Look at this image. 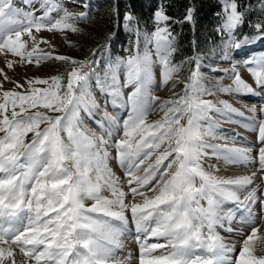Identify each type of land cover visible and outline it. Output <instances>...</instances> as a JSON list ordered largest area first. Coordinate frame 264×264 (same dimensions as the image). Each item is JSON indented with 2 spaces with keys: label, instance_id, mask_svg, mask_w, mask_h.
Instances as JSON below:
<instances>
[{
  "label": "snow or ice",
  "instance_id": "6c2138e0",
  "mask_svg": "<svg viewBox=\"0 0 264 264\" xmlns=\"http://www.w3.org/2000/svg\"><path fill=\"white\" fill-rule=\"evenodd\" d=\"M49 10L53 9H46L40 17L25 13L23 19H17L11 0H0V53L10 52L20 57L21 62L27 59L31 63L38 44L33 30L79 32L76 24L85 19L84 13L77 15L65 9L62 15L52 19ZM192 13L193 9L189 8L185 19L191 21ZM217 15L220 17L217 31L224 38V58L230 49L237 50V55L245 57L241 62L245 63L254 83L264 89V56H256L248 48L254 40L264 41V22L251 25L254 35L240 38L238 30L245 23V12L239 10L237 0H221V12ZM124 20L128 28L133 16L126 14ZM169 20L163 10H157L154 29L143 37L144 50L140 49L137 29L136 43L129 49L128 57L110 66L113 83L109 94L113 104L121 103L128 108L114 144L116 159L124 170L132 199L139 196L143 198L141 202H125L128 193L123 191L119 178L107 164L109 153L103 147L106 142L99 138L98 145L97 139L82 131L78 123V107L83 103L87 108L86 99L95 106V101L88 97V83L92 66L98 60L77 61L50 54L37 56V64L42 59H54L70 63L72 67L66 76H53L50 81H28V94L2 91L0 264L9 260L16 264L12 259L14 247L26 258L24 264L30 261L34 264H123L115 258V253L121 246L119 237L129 219L138 233L145 234V240L164 238L166 241L142 243L139 264H264V255L256 254L258 249L264 251V234L258 236L259 227H252L250 234L243 238L234 259L235 245L224 243L215 230L223 219L219 214L221 205L225 201L242 204L238 193L252 184V178L225 179L205 171L202 166V159L208 154L205 149H211L213 156L226 163L247 161L246 151L240 148L205 143L206 138H216L211 114L238 110L226 101L216 103L203 99L215 93L203 86L197 64L183 93L159 103L162 118L148 120L159 97L152 93L153 62L147 45L155 49L163 84L180 69L171 59L175 48ZM25 34L32 41L31 51L26 50L27 40H22ZM92 54L95 56L96 51ZM8 67H12L11 62ZM121 68L125 77L122 86L115 78V72ZM33 84L47 87H32ZM122 88L130 89L126 99ZM216 91L254 94L253 87L239 73L234 74L231 86ZM250 111L255 113L256 109ZM260 111L264 113V106ZM258 139L262 145L258 162L264 174V119L258 120ZM153 157V162L141 167ZM105 190L111 193V198L102 195ZM148 192L154 195L149 196ZM255 199L250 189L245 192V200L254 202ZM85 200L93 201L92 205L86 207ZM260 202L264 204V199ZM157 249L165 251L154 255Z\"/></svg>",
  "mask_w": 264,
  "mask_h": 264
},
{
  "label": "rangeland",
  "instance_id": "374dc122",
  "mask_svg": "<svg viewBox=\"0 0 264 264\" xmlns=\"http://www.w3.org/2000/svg\"><path fill=\"white\" fill-rule=\"evenodd\" d=\"M11 5L12 11L16 14L17 19H23V14L25 13H31L35 17H40L44 14L46 9H53L48 12L49 17L52 19L62 15L65 9L77 15L84 13L85 19L76 24V27L79 29L78 33H72L68 30L64 32L41 30L37 33L33 30L32 34L36 37L38 44L36 46V51L33 52L31 63H29L27 59L21 62L20 57L14 56L10 52L0 53V73H2L0 74V84L3 85V87L0 88V95H2V91L4 90H15L21 94H28V89L30 87L28 81L37 79H47L50 81L53 76H66V73L72 67L70 63L56 61L54 59H42L40 63L37 64V56L44 57L50 54L52 57L63 55L77 61L98 60L99 63L92 66L93 70L89 74L88 83V97L94 100L97 96V99L95 98L94 100L95 106H93L90 100L86 99L85 103L87 104V108L85 104L82 103L77 109L78 123L82 131L97 139L98 145L100 142L99 138H103L106 142L103 147L109 153L107 164L114 175L119 178V184L123 191L128 193L125 202H141L143 199L142 197L138 196L135 200L132 199L127 178L125 177L124 170L118 164L116 159L117 153L114 147L117 135L122 131L123 120L127 117L128 108L121 103L113 104L112 96L109 94L113 83V68L110 66L128 57L129 49H133L135 46L138 28L131 21L128 22V28L124 26L125 22H112L111 16L113 15V11L109 7L103 5L100 0H47V4H44V0H11ZM107 21L109 23L108 26L105 24ZM109 21L113 24L112 26ZM238 31L241 34V30L239 29ZM139 33L140 49L143 51L145 47L143 40L145 33L141 31H139ZM110 37L111 39H109ZM242 37L243 36H240V38ZM223 39L222 37L220 43L221 47L215 53L198 54L191 60L176 63V65H180V69L166 85L162 82L161 67L157 60L155 49L151 44L147 45V50L153 62L151 69L153 76V83L151 86L152 93L159 97L156 105H154V110L148 116V120L155 121L162 118L163 113L158 110L159 103L172 98L174 95L178 98L179 95L183 93L185 83L191 71L195 70V65L197 64L199 65L198 71L202 77L201 82L203 86L213 90L215 93L213 95H205L203 99L212 100L216 103H219V101H226L238 110L237 113L213 112L211 114V122L214 125L216 138H206L205 143L222 146L226 144L230 147L234 146L240 148L246 151L248 156L247 161L235 164L226 163L223 159H218L213 156L211 154V149H205L208 154L202 159V166L205 171L225 179H234L240 176H249L252 178V184L238 193L240 201L243 202L242 204L225 201L221 205L219 214L223 219L215 229L223 238H237L223 239L224 243L230 246L236 245V247L241 248L243 238L250 234L252 227L260 228L258 236L264 234V231H262L264 230V204L260 202L264 199V174H262L258 162V150L262 146L258 139V120L264 119V113L260 111L261 107L264 106V89L258 87L254 83L251 75L247 71L245 63L241 62L245 57H239L237 55V50L230 49L227 58H224ZM22 40H27L26 50L31 51L33 44L27 34L22 37ZM255 43L257 44V42ZM258 43H262V41H258ZM175 46L176 43L173 38V47L175 48ZM83 48L86 49L88 54L81 52ZM93 50L96 51L95 56L92 54ZM254 53L255 55L257 54L256 56H264V45L260 46ZM171 59L173 63V55ZM8 62L12 63L11 68L8 67ZM235 73H239L241 78L253 87L254 94H239L235 92L224 93L216 91L231 86ZM5 76L8 77V80L4 79ZM115 78L117 83L122 86L125 79L122 68L115 72ZM17 84H19L20 87H17ZM31 86L40 88L47 87V85L36 84ZM122 91L126 99L130 89L122 88ZM252 108L256 109L255 113L250 111ZM18 110L19 109H17V111ZM41 110L43 111V109ZM113 110L119 111L118 114H115L116 112ZM122 111L127 112L122 113ZM240 113H242V115ZM49 114L59 115V113ZM114 120L115 122L117 120V122L115 123ZM202 123H205L206 126V122ZM109 133H111V138H109ZM30 136L31 134H29V138ZM169 159H171V157ZM153 161L154 157L146 161L145 165L141 167L143 168L147 163ZM167 163L168 161H165V164ZM253 173H255V175H253ZM139 174L143 175V172ZM153 183H155V181H153ZM249 189L252 193H257L256 195L254 194L256 197L254 202L245 200V192ZM147 194L149 196L154 195L152 192H148ZM102 195L111 198V193L106 190L102 192ZM84 203L86 207H90L93 201L85 200ZM203 203L205 202L202 201V204ZM113 223L118 224V222L115 221ZM125 228L124 230L131 232L129 235L132 238L128 241L127 238L129 237L122 233H125V231L121 232L119 237L121 246L115 253V258L120 261H122L121 259H128L133 263L138 261L140 256V245L142 243H166L164 238H149L145 240V234L138 233L135 225L130 219ZM229 229H231V231H229ZM131 243H134V247L131 246ZM125 249L129 251L123 252L122 250ZM235 249L236 252L232 254L233 259L240 250L237 248ZM14 250H16L17 253L14 252V257L12 259L16 261V264H24L23 262L26 258L19 249L14 247ZM163 251H165V249H157L153 254H159ZM22 257L24 260L23 262L21 259ZM122 262L124 264V261ZM5 264H12V261H6ZM28 264H34V261H30Z\"/></svg>",
  "mask_w": 264,
  "mask_h": 264
},
{
  "label": "trees",
  "instance_id": "16d2710c",
  "mask_svg": "<svg viewBox=\"0 0 264 264\" xmlns=\"http://www.w3.org/2000/svg\"><path fill=\"white\" fill-rule=\"evenodd\" d=\"M100 1L113 11L112 22L123 23L125 15L131 14V22L138 30L149 34L154 29V13L158 9L163 10L170 17L168 25L176 43L173 54L175 64L191 60L198 54L215 53L221 47L222 36L217 31L220 24L217 13L221 12V0ZM237 3L239 10L245 12V23L240 28V36L254 35L255 29L251 25L264 22V0H237ZM189 8L193 9L191 21L185 19ZM105 24L108 26V21ZM81 52L88 54L85 48Z\"/></svg>",
  "mask_w": 264,
  "mask_h": 264
},
{
  "label": "bare ground",
  "instance_id": "6f19581e",
  "mask_svg": "<svg viewBox=\"0 0 264 264\" xmlns=\"http://www.w3.org/2000/svg\"><path fill=\"white\" fill-rule=\"evenodd\" d=\"M258 41L261 42L262 40H259V39L254 40L252 44L248 45V48H250V49H251L252 51H254V52H255L256 50H258V48H259L260 46L264 45V43H263L264 41H262V43H258ZM255 42H257V44H256ZM261 44H262V45H261ZM249 46H250V47H249ZM254 52H253V53H254ZM254 54H255V53H254ZM256 55H257V54H256ZM238 56H239V55H238ZM239 57H240V56H239ZM95 96H96V95H95ZM110 97H111V96H110ZM110 97H109V98H110ZM95 98L97 99V96H96ZM95 98H94V100H95ZM95 108H96V107H95ZM115 108H116V107H115ZM110 109H111V108H110ZM117 109H118V108H117ZM123 109H124V107H123ZM123 109H122V110H123ZM113 111H115L116 114H118V112H119V111H117V110H113ZM126 112H127V111H126ZM126 112H123V111H122V113H126ZM113 113H114V112H113ZM122 113H121V114H122ZM114 122H115V120H114ZM116 122H117V120H116ZM116 122H115V123H116ZM120 122H121V121H120ZM84 128H85V126H84ZM118 128H119V126H118ZM82 129H83V128H82ZM223 172H224V171H223ZM223 172H222V173H223ZM223 174H224V173H223ZM125 229H126V228H125ZM123 231H125V233H124V232H122V233H123L124 235H126V236L129 237V238H127L128 241L131 240L132 237H130V235H129L131 232L126 231V230H123ZM262 231H264V230H262ZM121 237H122V236H121ZM124 238H125V236H124ZM122 239H123V237H122ZM126 241H127V240H126ZM131 246L134 247V243H131ZM237 246H239V245H237ZM5 247H6V245H5ZM235 248L240 249V248L236 247V245H235ZM13 251L17 253V251L14 250V248H13ZM122 251H123V252H128L129 250L125 249V250H122ZM130 251H131V250H130ZM263 253H264V251H260L259 249H258L257 252H256V254H260V255H263ZM17 255H18V254H17ZM17 255H16V256H17ZM18 256H19V255H18ZM15 258H16V257H15ZM19 259H20V258H19ZM21 259H22V262H23V261H24V260H23V257H22ZM17 260H18V259H17ZM121 260L124 261V264H137V263H139V260H138V261H135L134 263H133L131 260H128V259H127V260L121 259ZM18 261H19V260H18ZM133 261H134V260H133ZM23 263H24V262H23ZM19 264H20V263H19Z\"/></svg>",
  "mask_w": 264,
  "mask_h": 264
}]
</instances>
